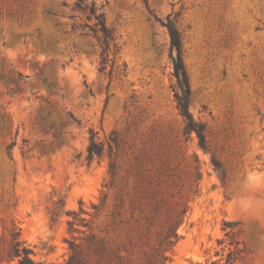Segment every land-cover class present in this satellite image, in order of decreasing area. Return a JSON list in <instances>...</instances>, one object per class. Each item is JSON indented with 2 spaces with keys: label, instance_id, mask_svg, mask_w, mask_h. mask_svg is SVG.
<instances>
[{
  "label": "rangeland",
  "instance_id": "obj_1",
  "mask_svg": "<svg viewBox=\"0 0 264 264\" xmlns=\"http://www.w3.org/2000/svg\"><path fill=\"white\" fill-rule=\"evenodd\" d=\"M80 4L116 37L102 71ZM169 20L207 148L178 107ZM17 240L36 264H158L166 249L167 264H264V0H0V264H19Z\"/></svg>",
  "mask_w": 264,
  "mask_h": 264
},
{
  "label": "trees",
  "instance_id": "obj_2",
  "mask_svg": "<svg viewBox=\"0 0 264 264\" xmlns=\"http://www.w3.org/2000/svg\"><path fill=\"white\" fill-rule=\"evenodd\" d=\"M79 8L86 11L89 10L90 15L94 16L96 19L95 26L99 27V31L102 33L100 37L102 52H101V68L100 70L106 69V63L108 61V51L110 49L111 44L116 45V37L111 29H109L105 23L104 13H98L96 6L93 4L91 6H85L83 4L79 5ZM167 27L169 35H170V42L173 51H176V55L173 58L174 60V73L178 80V86L180 88V92L176 93V97L178 100V107L181 111L182 115L188 119L187 124V132L196 130L199 143L203 148H207V133L205 131V126L203 124H195L193 120V114L190 111V95H191V85L189 76L186 70V66L183 60V39L180 30L176 27V25L172 21H168L164 23ZM113 141H117L116 138ZM11 147V146H10ZM112 149L110 148V155ZM104 152V146L102 143L95 141L92 139V142L88 148V159L93 160L95 156H102ZM216 168H221L219 163L215 161ZM109 172L112 175V178H116L117 173V164L116 162L111 159ZM200 174V172H198ZM114 184V182H112ZM188 211V206L186 203H178V207L174 209L173 215L169 224L166 228L164 234V242L169 248L173 246L176 241L179 239L180 234L178 232L179 225L184 221L186 214ZM226 226L233 227L236 222H226ZM19 233H16V237ZM167 250V249H166ZM166 250L162 251L160 258L161 261L158 264H167L166 260L169 258L166 255ZM13 252L14 255L19 257V264H36L35 260L31 256L32 249L26 246H21V241L17 240L16 243L13 245ZM229 263H233L235 258H233L232 252L229 253L228 259ZM69 264H77L76 263V254H74L69 261ZM215 264V262H214Z\"/></svg>",
  "mask_w": 264,
  "mask_h": 264
}]
</instances>
